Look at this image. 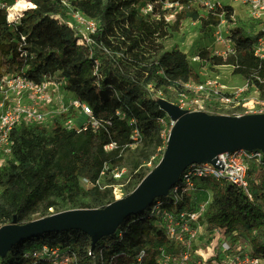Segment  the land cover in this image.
I'll use <instances>...</instances> for the list:
<instances>
[{
    "label": "trees",
    "instance_id": "trees-1",
    "mask_svg": "<svg viewBox=\"0 0 264 264\" xmlns=\"http://www.w3.org/2000/svg\"><path fill=\"white\" fill-rule=\"evenodd\" d=\"M27 1L35 7L22 10L11 24L6 21L5 10L0 9V60L5 73H24L35 82L46 77L63 78L65 89L86 102L102 125L96 130L88 126L75 132L67 131L61 118L49 130L42 124L21 121L12 135L10 158L0 170V225L10 222L13 216L18 222L31 220L29 216L40 204L45 202V209L53 205L51 195L71 200L75 193L85 194L80 178L95 183L103 164L115 160L112 156L117 150L107 153L103 146L111 141L118 145L127 143L133 128L150 151L160 144L164 150L167 133L164 136L162 125L166 121L170 125V120L147 84L169 83L177 87L179 81L198 80L184 52L162 50L159 44L169 28H175L180 14L170 27L162 17L151 18L138 10L142 3H150L158 12L161 0H67L99 22L100 30L93 35L92 45L78 42L76 29L66 22L68 12L61 0ZM170 1L186 8L191 3ZM191 16L196 18V12ZM246 30L242 25L231 30L235 56L222 59L207 48H200L197 53L203 62L212 65L238 64L234 72L247 76L258 67L259 60L252 54L253 39ZM260 75L264 77L262 67ZM147 172L146 169L139 174L132 189ZM208 184L212 198L203 220L236 231L247 239L252 255L264 259L262 186L250 177L249 197L229 182ZM87 191L100 195L101 207L114 200L110 189L91 186ZM148 209L126 216L112 234L96 241L93 249L90 237L80 230L46 232L17 242L0 257V264H29L30 259L22 257L23 250L42 243L75 253L79 264H108L112 257L116 264H129L141 248L151 250L163 239ZM88 249L92 255H88ZM146 264H153V260Z\"/></svg>",
    "mask_w": 264,
    "mask_h": 264
},
{
    "label": "built area",
    "instance_id": "built-area-1",
    "mask_svg": "<svg viewBox=\"0 0 264 264\" xmlns=\"http://www.w3.org/2000/svg\"><path fill=\"white\" fill-rule=\"evenodd\" d=\"M61 2L67 8L66 22L76 29L79 36L78 42L86 45L95 44L93 35L100 30L99 22L75 8L67 0ZM203 6L206 13L204 17L214 18L211 23L214 25V39L222 44L221 49H215L211 53L222 59L235 56L236 48L230 33L233 28L242 25L247 29L248 36L253 39L252 54L259 60V65L247 76L236 72L235 74L241 76L238 83L228 84L222 82L218 76H211L201 81H179L177 87L171 84L178 91L177 105L189 111L230 115L263 113L264 77L260 75V69L261 67L264 69V0H204ZM34 7L35 5L27 0H0V9L5 10L6 21L9 24L17 21L22 10ZM183 7L177 1L161 0L158 12L153 11L150 3H142L138 10L151 18L162 17L170 26ZM239 9L243 11L245 20L254 26L252 31L248 30L249 26L244 25L246 22H239L243 19ZM187 58L191 63L202 61L198 53ZM220 65L230 66L232 72L239 67L235 63L214 66ZM64 84L63 78L52 77L35 82L24 73H5L0 76V159L11 154L12 135L21 121L32 125L45 123L51 118H55L54 120L61 118L62 126L67 131L75 132L88 126L96 130L102 125L100 120L93 116L90 106L71 95ZM150 84H147V88ZM63 91L67 92L66 95ZM212 103L219 104L225 111L214 112ZM44 106H47V109ZM76 115L83 116L84 121L75 124ZM103 123L110 124V121ZM129 138L130 140L123 145L111 141L105 144L103 149L107 153L117 150L112 157L118 158L124 150L141 143V136L136 128L131 130ZM110 165L108 162L103 164L99 178L105 171L111 170ZM254 166L256 169H264V153L242 148L219 153L216 155L215 164L194 163L187 166L170 187L165 197L166 202L155 199L148 207L149 214L154 217V223L163 239L157 242L154 248H150L151 250H148V247L141 248L129 264H146L150 259L153 260V264H264L263 258L252 255L245 237H239L236 231H228L215 222L208 223L203 220L211 196L206 193L207 197L197 203L193 202L197 194L203 191L210 192L209 181L229 182L243 189L251 197L250 169ZM111 174L114 178L119 177L118 172L111 170ZM99 178L95 183L82 179L87 186L102 189ZM205 243H210L219 253L220 261L215 255L203 263L198 259L199 251L196 247ZM87 253L92 255V250L88 249ZM22 257L30 259L29 264H79L75 253L47 243L30 245L23 250ZM98 259H102L101 252L98 253ZM108 264H116V259L112 257Z\"/></svg>",
    "mask_w": 264,
    "mask_h": 264
},
{
    "label": "water",
    "instance_id": "water-1",
    "mask_svg": "<svg viewBox=\"0 0 264 264\" xmlns=\"http://www.w3.org/2000/svg\"><path fill=\"white\" fill-rule=\"evenodd\" d=\"M158 104L171 121L163 153L139 183L125 196L102 207L72 208L47 216L0 225V257L17 242L46 232L80 230L93 249L100 238L112 234L126 216L148 208L168 195L170 187L190 164H215L216 155L242 148L264 153V112L243 115L189 111L162 98Z\"/></svg>",
    "mask_w": 264,
    "mask_h": 264
},
{
    "label": "rangeland",
    "instance_id": "rangeland-1",
    "mask_svg": "<svg viewBox=\"0 0 264 264\" xmlns=\"http://www.w3.org/2000/svg\"><path fill=\"white\" fill-rule=\"evenodd\" d=\"M203 2L204 0H193L187 8L183 7L181 9V13L178 17L177 23H175V28H169L168 34L165 37L159 39V44L162 50L178 49L184 52L187 56H190L197 53L200 48H207L211 52H213V50L215 49H221L222 44L216 42L213 36L214 25L211 23H213L214 18H212L211 16L208 18L204 17L206 13L204 10ZM238 11L240 13V16L243 18L240 19L239 22H246V24L244 25L249 26L248 30L252 31V28H254V26L251 25L252 23L245 20L244 13L241 9H239ZM193 12H196V18H193L191 16V13ZM172 25L174 26V24ZM172 25H170V27ZM192 65L198 74V81L211 76H218V78L222 82L228 84L238 83L239 81H241V76L235 74V72H232V68L228 65H220L216 67L212 64L206 63L205 61L192 63ZM5 72L6 67L0 60V76ZM148 88L156 93V97H162L177 105L178 91L171 84L163 83L160 85H155V83L151 82ZM66 93L63 91L64 95H66ZM212 105V109L214 112L225 111L224 109H221V106L219 104L212 103ZM44 108L47 109V106H44ZM54 119H48L47 121H45V123H42V127L46 130H49V127L55 121ZM75 119V124H79V122L84 121V117L81 115H76ZM162 126L163 134L165 136V134L169 131V122H164ZM162 150L163 148L160 144L156 145L153 151H150L145 143H139L132 148L124 150L121 156L118 158H114L115 160L112 161L111 165L109 166L112 171L119 173V177L114 178L111 174V170L105 171L104 174H102L99 178V184L101 188L110 189L114 199L127 195L134 186V183L137 180L139 174L146 169L149 171L158 162L163 153ZM9 158L10 155L6 156V158L0 159V170L6 164ZM135 164L137 166H135ZM254 167L250 169L251 180L257 181L258 185L262 186V188L264 189V169H256V167ZM79 182L81 187L86 191L85 194L75 193L71 200L51 195L50 200H52L53 205L45 209V202L44 204H40L37 211L32 213L29 218L35 219L59 211L79 208L78 206L83 205L101 207L100 195L92 191H87L89 186L86 185L85 181L82 178H80ZM209 191L210 192L203 191L197 194L193 202L197 203L199 202V200H202L208 195L212 197L211 189ZM163 201H165V199ZM26 221L27 220H23L21 222ZM196 249L199 251L198 259H201L202 263L204 260L206 261L214 255L216 256V259L219 260V253L210 245V243H205L203 244V246L196 247ZM7 256L8 258L10 257L9 254Z\"/></svg>",
    "mask_w": 264,
    "mask_h": 264
}]
</instances>
